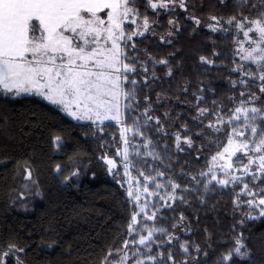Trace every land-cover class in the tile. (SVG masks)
I'll return each instance as SVG.
<instances>
[{
	"label": "trees",
	"instance_id": "16d2710c",
	"mask_svg": "<svg viewBox=\"0 0 264 264\" xmlns=\"http://www.w3.org/2000/svg\"><path fill=\"white\" fill-rule=\"evenodd\" d=\"M184 2L186 10L178 5L167 10L158 8L155 12L146 0L138 3L139 30L143 31V16L148 17L150 28L144 36L129 42L135 44L134 50L125 49L135 61L137 72L130 74V79H135L137 84L135 99L125 100V104L131 103L133 107L128 111L123 109L120 123L105 121L100 125L78 121L38 96H14L0 90V249L7 251L9 245L24 249L5 258L6 264H15L16 257L23 264H101L110 249L124 254L127 251L123 250L124 240L132 239L127 233L133 211L127 198V185L134 178H142L134 168L130 169V177L124 176L121 161L125 147L136 167L145 172L158 169L180 184L178 194L182 192L186 201L177 200L173 204L165 196L172 207L159 212L155 223L179 239L169 244L166 242L169 235L161 236L152 245L151 254L164 253L163 264H173L167 258L168 252L173 254L175 264L183 261L224 264L222 255L233 250L235 238L240 237L246 245L241 251H246L248 256L242 259L234 254L227 264H264V218L245 219L247 208L234 209L232 191L218 187L215 191H205L206 180L197 175L207 170L211 156L227 140L224 131L217 133L207 127L210 122L216 124L211 112L200 120L195 119L199 108L219 112L221 106L227 119L228 110L241 99L239 93L249 89L264 101V94L258 90L259 80L249 81L247 86L239 83L241 79L249 80L244 72L252 71L255 65L241 59L240 44L236 42L240 41L241 32L234 24L226 23L232 16L240 19L241 12L250 19L259 18L264 12V0H247V4L240 5L237 0ZM211 16L220 18V23L212 21ZM193 17L200 20L199 25ZM169 20L175 23L169 24ZM212 24L217 31L210 29ZM127 27L136 29L135 25ZM201 57L211 63L202 62ZM132 59L125 62L132 63ZM161 60L167 63H159ZM240 65L244 66L243 71H233ZM169 70L171 75L167 74ZM123 87L129 90L132 85ZM160 95L167 97V101L160 102ZM230 97L235 99V104ZM146 109L154 119L142 127V135L126 132L129 144L125 145L120 132L133 127L129 115L143 125ZM155 116L163 123L157 125ZM198 132L204 134L196 135ZM177 134L182 140L191 137L193 147L181 143L184 151H177ZM56 136L66 139L58 145L54 142ZM144 137L152 141L147 149L142 147L147 143ZM137 152L142 155L137 157ZM146 152L158 153L163 163L144 156ZM104 158L116 160L117 175L109 173ZM27 166L32 170L31 179H26ZM74 172L77 175L73 176ZM182 172L187 175H181ZM192 176L197 179L193 180ZM259 184L264 187V180ZM185 187L189 190L183 191ZM239 189L237 186L236 190ZM168 192L171 193L170 188ZM181 215L185 218L183 222L179 219ZM176 221L183 225L180 231L174 230ZM185 242L188 255L179 247ZM141 251L146 249L141 246ZM113 264L118 261L113 259ZM128 264L133 261L129 260Z\"/></svg>",
	"mask_w": 264,
	"mask_h": 264
},
{
	"label": "snow or ice",
	"instance_id": "6c2138e0",
	"mask_svg": "<svg viewBox=\"0 0 264 264\" xmlns=\"http://www.w3.org/2000/svg\"><path fill=\"white\" fill-rule=\"evenodd\" d=\"M139 2L140 0H0V90L15 96L26 93L42 97L78 121L99 122L100 125H104L105 121L120 123L119 98L123 96L125 100H134L137 84L135 79H130V74L137 72L135 61L128 56L125 49L131 47L134 50L135 44L130 45L129 42L133 41L134 37L144 36L150 28L148 17L143 16V31L139 30ZM178 2L179 7L186 10L184 0ZM221 2L223 3V0ZM146 3L155 12L158 8L169 9V5H175L177 0H146ZM240 4H247V0H237V5ZM193 19L197 25L200 24L199 19ZM210 19L216 24L220 23V18L216 16H211ZM174 23L175 21L169 20V24ZM226 23L234 24L243 37L255 45L246 49L239 40L236 41L240 44L238 52L241 59L255 65L252 71L244 72L249 80L241 79L239 83L247 86L249 81L259 80V93L264 94V12L256 19H250L241 12L240 19L232 16ZM128 25H135L136 29L130 30ZM209 27L213 32L218 30L215 24ZM130 59L132 63L125 62ZM200 59L204 63H211L205 57ZM159 63L166 64L167 61L161 60ZM243 69L244 66L240 65L233 71ZM143 70L146 72L147 68ZM167 74L171 75V70ZM124 84L132 85L131 89L125 90ZM233 86L235 87V82ZM239 96L241 99L238 105L228 110L230 114L227 119L224 118L223 106L219 112L207 108L198 109L199 115L195 119L200 120V117L211 112L216 117V124L210 122L207 127L217 133L224 131L227 143L222 150L218 149L216 154L211 156L207 170H201L197 175L206 180L203 185L205 191H215L217 187L220 190L232 191L234 209L246 207L248 211L244 213L245 219L256 220L264 218V187L259 184L264 180V101L251 89L240 92ZM230 99L236 103L234 98ZM132 107L131 103L124 105L126 111ZM144 116L141 125L138 118L129 115L128 119L132 120L133 127H125L120 132L125 145L129 144L125 137L126 132L133 131L134 136L142 135V127H146L148 122L154 119L148 115V109L145 110ZM155 123L160 125V120L156 118ZM224 125H227V128H223ZM184 131H187L186 127ZM144 139L147 143L142 147L147 149L152 141L148 137ZM60 141L61 138L57 136L54 142L59 145ZM175 142L177 151H184L181 143L189 148L194 145L191 137L185 136L182 140L179 134L175 136ZM238 153L240 155H237ZM117 155H121L119 149ZM135 155L139 157L142 154L137 152ZM143 155L161 160L160 155L155 152H146ZM104 159L109 166V173L117 175L116 160ZM221 161L224 162L220 163ZM121 166L125 177H130V169L134 168L138 177L143 178L127 185V198L133 209L127 233L132 239L124 240L123 250H127L124 254H120L121 250L110 249L101 264H113V259L117 260L118 264H128L129 260H132L133 264H163L164 253L151 254L152 245L156 243L157 233L169 234L168 230L157 225L155 220L159 212L172 207V204L165 201V196L173 204L177 200L186 203L183 193L178 194L177 191L181 189V185L166 177L162 171H155L153 168L145 172L136 167L129 158L127 147L123 150ZM25 171L26 179H31V170L26 168ZM56 171H60L59 166ZM153 171L155 175L152 174ZM181 175L187 173L182 172ZM161 179L165 182H160ZM192 179L196 180L197 177L192 176ZM237 186H240L239 191L236 190ZM169 188L171 193L168 192ZM188 190L187 187L183 189ZM161 191L164 195H161ZM143 196L155 197L157 201L164 203L160 208H156L155 203H149L147 199L142 200ZM153 208L156 210L149 212ZM257 210L258 215H252ZM179 219L183 222L185 218L181 215ZM148 221L153 223L149 225ZM240 223L243 224L244 220ZM178 226L173 225L174 228ZM173 239L179 238L169 235L166 242L171 244ZM235 245L233 250L222 255L224 264L231 261L234 254L242 259L247 258L248 253L241 251L246 245L240 237L235 238ZM141 246L146 251H141ZM179 247L184 253H189L186 242L181 243ZM23 251V248H17L15 245H9L7 251L0 249V264H6L5 258ZM196 251H200L199 246ZM128 252H131V255H128ZM167 258L175 264L171 252H168ZM15 264H23V261L16 257ZM182 264H188V261H183Z\"/></svg>",
	"mask_w": 264,
	"mask_h": 264
},
{
	"label": "rangeland",
	"instance_id": "374dc122",
	"mask_svg": "<svg viewBox=\"0 0 264 264\" xmlns=\"http://www.w3.org/2000/svg\"><path fill=\"white\" fill-rule=\"evenodd\" d=\"M154 2H156V0L154 1ZM165 2H168V0H165ZM179 5V2H178V0H177V3L175 4V5H172V4H170L169 5V7H176V6H178ZM101 15H103V14H101ZM251 35V34H250ZM240 44H242L243 45V47L244 48H246V49H250V48H253V47H255V45H253V44H250L249 42H248V40L245 38V37H243V34H242V32H241V39H240ZM239 47H240V45H239ZM13 94V93H12ZM14 95V94H13ZM21 95H27L26 93H22ZM28 95H34V94H28ZM15 96V95H14ZM36 96V95H35ZM39 97V96H38ZM160 98H159V101L160 102H166L167 101V97H164V96H162V95H160L159 96ZM40 98H42V97H40ZM124 104H125V99L123 98V96H121L120 98H119V110H120V112H121V121H122V118H123V109H124ZM258 106H259V104H258ZM164 113H167V111L166 112H164ZM166 116V118H168V114H166L165 115ZM156 118H158L157 116H155V119ZM159 119V118H158ZM160 120V119H159ZM161 122V121H160ZM161 123H163V122H161ZM57 137V136H56ZM55 137V138H56ZM60 138H61V141H60V143L59 144H61V143H63L64 142V140L66 139V137H63V136H59ZM224 146H226V144L224 145ZM219 150H222V147H219L218 148ZM217 149V150H218ZM216 150V151H217ZM237 155H240L239 153L237 154ZM233 159H235V157L233 158ZM29 162H31V161H29ZM224 161H221L220 163H223ZM247 161H246V159L244 160V163H246ZM27 169H30V167L29 166H27ZM31 170V169H30ZM152 170V169H151ZM155 171H159L158 169H155ZM155 171H153L152 172V174L153 175H155ZM31 172H32V170H31ZM237 175H239V173H236ZM26 175H27V173H26ZM135 180H136V178H134ZM138 179V178H137ZM143 178H141L140 180H142ZM160 182H162V183H164L165 181L163 180V179H161L160 180ZM133 183H134V181H133ZM251 187V186H250ZM141 191H142V188H141ZM150 191H152V189L150 188ZM161 195H164V193H163V191H161ZM144 199H147L148 200V202L149 203H155L156 205H158L157 207L158 208H160L161 207V205L164 203L163 201H157V202H155L157 199L155 198V197H151V196H143L142 197V200H144ZM246 199V198H245ZM162 203V204H160V203ZM151 211H155V209L153 208V209H150L149 210V212H151ZM247 211H248V209H247ZM252 215H258V210L256 211V212H253L252 213ZM153 222H148V224L149 225H151ZM175 224H177V225H179L178 227H175L174 228V230H178V231H180L182 228H183V225H182V223L181 222H178V221H176L175 222ZM157 225H160V224H157ZM160 226H162V225H160ZM162 227H164V226H162ZM165 228V227H164ZM145 235H146V233H144ZM161 236H164V235H160L159 233H157L156 234V239H158V238H161ZM157 242V241H156ZM182 253L184 254V255H188L189 253H184L183 251H182ZM188 258V257H187ZM189 260H191V259H193V258H188Z\"/></svg>",
	"mask_w": 264,
	"mask_h": 264
},
{
	"label": "crops",
	"instance_id": "0c3cea01",
	"mask_svg": "<svg viewBox=\"0 0 264 264\" xmlns=\"http://www.w3.org/2000/svg\"><path fill=\"white\" fill-rule=\"evenodd\" d=\"M103 14V13H102ZM28 95V94H27Z\"/></svg>",
	"mask_w": 264,
	"mask_h": 264
}]
</instances>
